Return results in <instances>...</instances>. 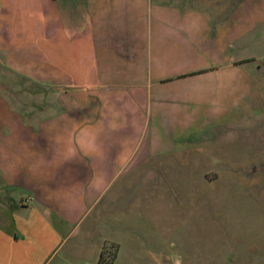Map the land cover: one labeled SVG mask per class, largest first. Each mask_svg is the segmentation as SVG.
Masks as SVG:
<instances>
[{"label":"crops","instance_id":"obj_1","mask_svg":"<svg viewBox=\"0 0 264 264\" xmlns=\"http://www.w3.org/2000/svg\"><path fill=\"white\" fill-rule=\"evenodd\" d=\"M231 10L229 0H0V49L18 59L8 66L32 67L49 95L44 113L0 117V264H97L110 243L116 264L121 224L138 215L156 219L157 247L127 229L133 264L170 262L161 219L135 205L151 201L152 175L119 177L163 168L166 139L231 113Z\"/></svg>","mask_w":264,"mask_h":264},{"label":"rangeland","instance_id":"obj_2","mask_svg":"<svg viewBox=\"0 0 264 264\" xmlns=\"http://www.w3.org/2000/svg\"><path fill=\"white\" fill-rule=\"evenodd\" d=\"M229 1L231 113L223 121L197 123L182 137L166 139L170 149L163 168L124 171L119 177L137 174L143 181L152 175L151 201L137 199L135 205L138 211L146 205L161 219L166 235L159 247L174 264H264V0ZM17 60L0 49V117L47 109L48 91L34 80L32 67L24 68L31 76L8 66ZM2 134L0 128V159ZM140 153L126 165H135ZM127 229L141 238L147 231L157 247L156 219L138 215L131 227L121 224L122 237L116 240L126 256L116 264L136 260L134 239L123 237ZM102 230L111 234L107 224ZM116 250L117 245L107 244L104 260Z\"/></svg>","mask_w":264,"mask_h":264},{"label":"trees","instance_id":"obj_3","mask_svg":"<svg viewBox=\"0 0 264 264\" xmlns=\"http://www.w3.org/2000/svg\"><path fill=\"white\" fill-rule=\"evenodd\" d=\"M113 258H114V255H112L109 260L105 261L104 260V250H103L100 254V257H99L97 264H111L113 261Z\"/></svg>","mask_w":264,"mask_h":264},{"label":"water","instance_id":"obj_4","mask_svg":"<svg viewBox=\"0 0 264 264\" xmlns=\"http://www.w3.org/2000/svg\"><path fill=\"white\" fill-rule=\"evenodd\" d=\"M168 264H174V263L169 262Z\"/></svg>","mask_w":264,"mask_h":264}]
</instances>
